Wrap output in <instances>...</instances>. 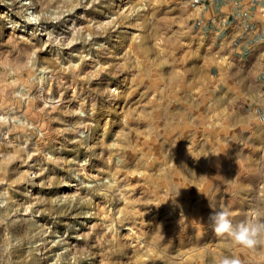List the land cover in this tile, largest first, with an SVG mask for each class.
I'll use <instances>...</instances> for the list:
<instances>
[{"label":"rangeland","instance_id":"1","mask_svg":"<svg viewBox=\"0 0 264 264\" xmlns=\"http://www.w3.org/2000/svg\"><path fill=\"white\" fill-rule=\"evenodd\" d=\"M196 15L186 0H0V264H264V243L186 215L242 192L211 165L234 154L211 135Z\"/></svg>","mask_w":264,"mask_h":264},{"label":"crops","instance_id":"2","mask_svg":"<svg viewBox=\"0 0 264 264\" xmlns=\"http://www.w3.org/2000/svg\"><path fill=\"white\" fill-rule=\"evenodd\" d=\"M186 3L197 13L192 28L204 45L201 54L211 81L210 118L218 127L211 135L226 137V149L234 154L232 159L212 160L211 165L234 169L236 175L226 180L241 186L235 192L242 190L237 192L240 195L226 196L227 203L220 207L214 204L213 196L202 194L201 209H186V215H200L196 225L207 232L211 228L209 215L221 208L230 212L233 224L250 220L252 214L259 217L258 222H264V0ZM237 136L238 142L234 138ZM206 165L202 161V166ZM203 173L202 184H220L223 178L214 176L219 171L213 176L206 175V170ZM223 258L228 257L218 253L202 260V264H219ZM234 258L241 264L251 263L240 252Z\"/></svg>","mask_w":264,"mask_h":264},{"label":"clouds","instance_id":"3","mask_svg":"<svg viewBox=\"0 0 264 264\" xmlns=\"http://www.w3.org/2000/svg\"><path fill=\"white\" fill-rule=\"evenodd\" d=\"M230 215L226 208L211 212L208 220L215 235L226 236L234 244L247 249H254L258 244L264 243V222L245 220L233 224ZM219 264H241V261L238 258H223Z\"/></svg>","mask_w":264,"mask_h":264}]
</instances>
